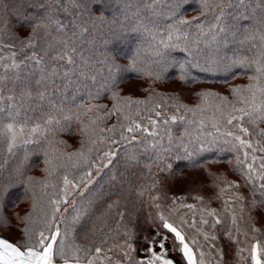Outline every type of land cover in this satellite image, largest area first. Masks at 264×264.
Segmentation results:
<instances>
[{
  "label": "snow or ice",
  "instance_id": "6c2138e0",
  "mask_svg": "<svg viewBox=\"0 0 264 264\" xmlns=\"http://www.w3.org/2000/svg\"><path fill=\"white\" fill-rule=\"evenodd\" d=\"M135 2L139 5L136 12L129 13L128 10L133 6L134 0H116L121 6L123 19L113 16L111 22L104 23V16L95 12V5L100 3V0H15L14 3L13 0H0V116L6 113L8 119L12 121L0 126V138L7 136L9 153L21 145L39 143L32 139L37 134L46 136L55 131L52 127H44L41 131L40 123H34L29 128L27 119L21 124L15 122L21 111L27 112L28 108L32 107L33 100L36 101L37 107H41V102L47 100L49 107L58 113H64V98L70 94L76 109H83L85 113L92 112L103 106L88 103L85 107L84 103H76L78 94L83 93V96L79 97L81 100L86 98L87 101H93L101 98L102 90L111 91L117 86L114 70L137 71L141 75L160 80L166 68L173 66V62L169 60V53L159 49L156 55L160 60L155 63L160 67L155 73L144 72L138 68L136 59H130L127 69H121L115 63L114 57L110 62L107 57L103 61L94 60L96 53L100 51L96 47L97 43L101 40L105 46L110 43L109 37L100 33L97 21L104 23L112 38H117L120 33L127 30L126 21L131 22V18L142 9L147 10L152 17L150 23L153 27L149 29L144 25V30L151 32L155 39L156 35L160 34L159 29L163 27L167 39L161 36L159 44L165 50L179 47V44L171 43L174 35L177 39L181 36L185 40L188 39V32L184 26H194L199 36L206 35L205 21H201L199 16L193 17L192 20L180 16L187 0H143L142 3L135 0ZM161 5L164 7L161 8ZM199 8L201 16L211 14L210 20L213 23L209 27V32L212 34L213 42H216L217 36L221 33L225 34L226 39L229 32L235 35L240 31L239 21L251 22L243 30L245 39L241 43L258 39L260 41L258 53L251 59L245 57L234 60L232 66L254 68V75L248 77L254 82L249 83L246 88L229 89L234 97L232 101L213 92H199L197 95L201 98L200 104L190 108L177 102L172 105L176 109V114L171 115L163 110L167 106L166 99L153 104L152 95H149L147 100H133L130 97H122L119 92H112L111 99L114 101L112 107L103 116L90 117L89 124L96 125L98 121L111 116H116V123L99 128L85 126L82 129L84 135L88 137V144L95 146L98 153L100 145L106 146L107 150L98 154L95 157L97 163H93L89 159L93 147H88L85 151L82 142L81 150L68 153L67 158L72 162L73 168L86 167L87 170L71 179L67 173L62 175V186L58 190L55 184L49 185L47 181L37 182L41 183L45 190L49 186L53 189L51 195L45 192L46 207L41 210L40 221L43 226L39 229L33 226L37 223L33 219V213L19 217L20 222L25 225L21 231L29 239L21 246L0 238V264H54L56 257L60 258L62 264H176V261L169 257L172 252L181 253L182 261L186 264H228L227 254L216 243L219 239L217 231L226 224L227 228L220 234L229 241L235 239L238 245L235 255L241 260L245 259L242 256L245 248L239 246V237L247 235L246 229L251 226V216L248 214L257 209L264 211V127H260L264 125V0H199ZM33 9L37 10L35 14H32ZM226 17H231L237 23L230 26L225 24ZM162 20L172 22L162 24ZM194 21L199 22L193 23ZM140 23L143 25L142 20ZM18 24L32 29L24 39L14 31ZM233 29L236 31H232ZM198 42L199 37L193 43ZM252 47L256 48L257 45L253 43ZM188 63L194 67L199 66L192 64L191 61ZM96 64L106 65L109 71L105 84L100 88H96L97 77L91 75L89 71ZM179 67L181 71L179 78L184 80L188 75L187 70L184 64H180ZM57 95L61 98L59 104L52 99ZM141 105L144 107L141 108ZM208 109H212V115L205 117L203 113ZM32 110L35 111V108ZM181 110L184 114H179ZM68 112L75 114L72 107H68ZM198 112L201 113L199 117L196 115ZM188 113L192 114L193 119H187ZM63 119L69 121L72 115L65 114ZM53 124L59 125L60 119L55 116L44 119L45 126ZM176 124L186 125L179 138L174 137V130L170 126ZM209 125L213 131H207ZM99 133L111 135L101 136ZM94 135L96 139H92ZM221 144L230 145L228 151L243 153V158L239 155L236 157V171L242 176L243 186L247 187L249 195L246 196L239 191L241 185L224 181L225 187L219 188V198L223 203L220 211L200 207L198 204L180 203L179 208L189 210L191 221L187 215H182L178 223L170 221L162 212L159 213L160 223L147 237V246L143 248L139 257L134 253L141 252V249L129 242L131 233L127 229L123 232V242L104 247L108 243L109 234L114 231L108 225L107 217L115 209V215L120 217L116 222L119 228L126 212L120 210L119 201H113L107 204V209L101 216H95L94 209L98 210L97 202L103 199L104 193L93 192V188L98 183L96 177L114 165L121 158V154L127 166H138L140 156L137 150L143 154L151 151L153 157L150 159H153L154 166L163 171L164 168L161 166L173 152L176 153V159H187L194 154L199 155L214 149L224 151ZM53 151L56 149L53 148ZM181 151L185 154L184 157L179 155ZM45 165L44 171L49 177L57 174V167H63L52 166L49 170V166L52 165V160L49 159H45ZM166 167L171 168L172 165L167 164ZM2 168L3 165H0V169ZM92 169H96L95 173ZM28 179L32 180L31 177ZM109 179L116 181L117 175L113 174ZM152 188H155V184ZM231 189L237 191L225 198L224 194ZM145 191L148 189L142 188L139 195L143 196ZM152 199L158 201L161 197L154 195ZM181 199L183 198L174 197L172 202L177 204ZM193 199L200 204L203 203L201 197ZM32 207L35 211V199ZM156 207L159 208L160 205L157 203ZM177 211L178 208H173L170 215ZM93 217L95 221H102L99 227L93 221L91 228L87 230L92 232L93 237L97 232L103 233L105 228L108 229L107 233L102 234L99 244L95 243L94 239L86 243H77L75 239L69 240V236L77 232V225H82L85 220H93ZM0 224H7L2 216ZM188 230L194 231L195 235L190 237ZM251 230L258 231L256 228ZM199 237H202L203 243ZM85 239L87 240V236ZM21 247L24 250H21ZM205 247L208 249L207 252ZM251 260L253 264H261L256 244L251 245Z\"/></svg>",
  "mask_w": 264,
  "mask_h": 264
},
{
  "label": "trees",
  "instance_id": "16d2710c",
  "mask_svg": "<svg viewBox=\"0 0 264 264\" xmlns=\"http://www.w3.org/2000/svg\"><path fill=\"white\" fill-rule=\"evenodd\" d=\"M14 2L15 0H13ZM140 2L142 3L143 0H140ZM137 6L139 5L134 0L133 6L128 10L129 13H135ZM160 7L163 8L164 5ZM31 11L32 14H35L37 10L33 9ZM95 12L104 16V23L111 22L113 16L123 19L121 6L116 3V0H100V3L95 5ZM180 16L188 20L199 16L201 21H205L204 31L206 35L199 36L198 30L194 26H184L188 32V39L185 40L182 36L177 39L174 35L171 43L179 44V47L168 50L163 49L159 44L161 36L167 39V34L163 27L159 29L160 34L156 35L155 39H153L151 32L144 30V25L149 29L153 27L150 23L152 17L147 10L142 9L136 16L131 18V22L126 21L127 30L120 33L117 38H112L104 23L97 21L100 33L106 34L110 39V43L107 46L103 44L102 40L97 43L96 47L100 51L96 53L94 60L103 61L107 57L110 62L114 57L115 63L121 69H127L130 59H136L138 68L144 72L155 73L160 67V65L155 63V61L160 60V57L156 55L157 49L167 51L173 66L166 68L162 79L155 80L153 77L141 75L137 71L114 70L113 75L117 80V86L111 91L105 92L102 90L101 98L93 101H87L86 98L81 100L79 97L83 96V93L78 94L76 103H84L85 107L88 106V103L102 105L103 107L98 110L85 113L83 109H76L69 94L64 98V113H58L55 109L49 107L47 100L41 102V107H37L36 101L33 100L31 102L32 107L28 108L27 112L21 111L20 116L16 117L15 122L17 124H21L27 119L29 128L34 123H40L42 125L41 131L44 130V127H52L55 131L54 133H48L46 136L37 134L32 139L39 141V143L21 145L14 148L12 153L7 150V136L0 138V165H3V168L0 169V216L7 221L6 225L0 224V238L7 239L9 242L21 246L28 241L29 238L21 231L25 225L18 218L24 217L29 213H33V219L37 221L33 226L38 229L42 228L43 225L40 221L41 210L46 207L44 203L47 199L45 192L51 195L53 189L49 186L45 190L42 184L37 182L47 181L49 185L55 184L58 190L62 186V175L67 173L71 179L78 176L82 171L87 170L86 167L73 168L71 166L72 162L67 158L68 153L80 151L83 142L85 151L88 147H93L94 150L89 159L93 163H97L95 157L107 150L106 146L100 145V153H98L95 146L88 144V137L84 135L82 129L85 126L99 128L116 123V116H111L105 120L98 121L96 125L89 124L90 117L103 116L112 107L114 103L111 99L112 92H119L122 97H130L133 100H147L148 96L152 95L153 104L166 99L167 106L163 110L171 115L176 114V109L172 105L177 102L190 108H195L200 104L201 98L197 95L199 92H213L232 101L234 97L229 89L232 87L246 88L249 83L254 82L248 79L250 75H254V68L240 67L239 65L232 66L234 60H240L245 57L251 59L258 53L260 43L258 39L241 43L245 39L243 30L250 25V21H239L240 31L236 32L235 35L229 32L226 39L225 34L221 33L217 36L216 42H213L212 34L209 32V27L213 23L210 20L211 14L201 16L199 0H187ZM141 20L143 25L140 23ZM13 22L15 23V20ZM171 22V20H162V24ZM196 22L199 21H194L193 23ZM224 22L229 26L237 23L231 17H226ZM14 31L21 39H24L31 33L32 29L31 27H24L18 24ZM93 31L95 32L96 30L94 29ZM232 31L236 30L233 29ZM198 37L199 42L193 43ZM253 43L257 45L256 48L252 47ZM187 49H191V51ZM189 61L199 66H191L188 63ZM180 64L185 65L188 73L184 80L179 78L181 75ZM89 71L91 75L97 77L96 88H100L105 84L109 76L106 65L96 64ZM92 91L94 92L95 88ZM157 93L159 95H155ZM52 99L53 102L59 104L61 98L57 95L52 97ZM68 107H72L75 114L69 113ZM140 107L144 106L141 105ZM32 108H35V111ZM65 114L72 115V119L65 121L63 119ZM179 114H184L183 110ZM196 115L199 117L201 113L198 112ZM203 115L205 117L211 116L212 109H208ZM48 116H55L60 119V124L45 126L44 119ZM187 119H193L191 113L187 114ZM9 122L12 121L8 119L6 113L0 116V126ZM170 126L174 130V137L179 138L186 125L176 124ZM260 127H264V125ZM207 131H213L210 125ZM25 132L27 135V129ZM99 135L106 136L111 134L99 133ZM92 139H96V136H92ZM185 142H187V137ZM166 143L167 141L165 140ZM221 147L225 150L214 149L199 155L194 154L187 159H176V153L173 152L172 155L167 157L164 165L161 166L164 168L163 171L154 166L153 159H150V157H153L151 151L143 154L137 150L140 156V164L138 166H127L123 154H121V158L114 165L105 170L101 176L96 177L98 183L93 188V192L103 191L104 193L103 199L97 202L99 205L98 210L94 209L95 216H101L106 211L107 204L113 201H119L120 210L126 212V216L119 228H117L116 222L120 217L115 215V209L107 217L108 225L114 231L109 234L108 243L104 247H111L114 243L123 242V232L127 229L131 233L129 242L134 247L141 249V252L134 253L135 256L139 257L142 255L143 248L147 246V237L156 230V225L160 223L158 215L162 210L178 208L180 203H191L220 211L223 203L222 199L219 198V188L225 187L224 181L241 185L242 187L239 191L246 196L249 195L247 187L243 186L244 180L242 176L236 171V157L239 155L243 158V153L228 151L227 149L230 145L221 144ZM53 148L56 149L55 152ZM179 155L184 157L185 154L181 151ZM45 159L52 160L49 170H51L52 166L63 165V167H57V174L49 177L48 173L44 171L46 167ZM104 162L106 163L107 161L105 160ZM249 162H251L250 159ZM167 164H171L172 167L167 168ZM146 165H151V167L149 168ZM92 170L95 173L96 169ZM113 174L117 175L116 181H110L109 179ZM29 177L32 178L31 181H29ZM218 177L220 180H217ZM157 181L159 183H156ZM153 184H155L154 189L152 188ZM101 185H103V188H101ZM142 188H147L148 191H145V194L140 196L139 193ZM231 190L237 191V189ZM154 195H159L161 199L153 201L152 196ZM89 196H91V193H89ZM197 196L202 198V204L193 199ZM227 196L228 192L224 194L225 198ZM174 197L183 199L178 201L177 204H173ZM34 199L36 201L35 211H33L32 207ZM157 203L160 205L159 208L156 207ZM248 215L251 216V226L247 229H258L255 232H258L264 246V211L257 209ZM59 218L58 216L57 219ZM245 218L247 219L248 217L246 216ZM93 221H95V217H93V220H85L82 225H77V232L70 235L69 240L75 239L77 243H86L94 239L95 243L99 244L102 234L107 233L108 229L105 228L103 233L97 232L95 237H93L92 232L87 231L91 228ZM95 223L99 227L102 221H95ZM226 228L227 224L217 231L219 239L216 243L227 254L228 264H236L239 260L235 255L238 247L235 239L229 241L224 235L220 234ZM188 235L190 236L189 232ZM233 235L235 237V232H233ZM86 236L87 240L85 239ZM239 238V246H241L244 244V240H242V237ZM22 248L21 250H23ZM156 250L159 251L158 248ZM172 253L173 256H177L182 260L181 253ZM55 260L60 261V264H62L59 257H56ZM248 262L249 259L247 257L246 264Z\"/></svg>",
  "mask_w": 264,
  "mask_h": 264
},
{
  "label": "rangeland",
  "instance_id": "374dc122",
  "mask_svg": "<svg viewBox=\"0 0 264 264\" xmlns=\"http://www.w3.org/2000/svg\"><path fill=\"white\" fill-rule=\"evenodd\" d=\"M25 136H27L26 132H25ZM232 192H235V191H232V190L228 191V196H230ZM170 212H171V210H162V213L166 217H168L170 221L177 222V223L179 222V217L182 215H187L188 219L191 217L189 210L186 208H179L178 207V211L171 214V215H170ZM189 221H191V219H189ZM246 231H247V235H240V237H242V240H244V244L241 246L245 248V251L242 253V256L245 259L241 260L237 257L239 261H237L236 264H246V258L247 257L249 259V262L247 264H253V261L251 260V245L252 244L257 245L258 259L261 260V264H264V246H263L262 241L260 240L258 232L248 230V229H246ZM188 232L190 233V236L195 235V232L192 230H188ZM199 239L201 240V243H203L202 237H199ZM22 249L24 250V248H22ZM207 251H208V249H207V247H205V252H207ZM169 257L171 259H173L174 261H176V264H186V262L182 261L177 256H173V253H170ZM54 264H60V261L55 260Z\"/></svg>",
  "mask_w": 264,
  "mask_h": 264
}]
</instances>
